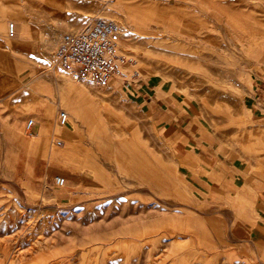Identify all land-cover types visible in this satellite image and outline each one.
<instances>
[{
    "label": "rangeland",
    "instance_id": "obj_1",
    "mask_svg": "<svg viewBox=\"0 0 264 264\" xmlns=\"http://www.w3.org/2000/svg\"><path fill=\"white\" fill-rule=\"evenodd\" d=\"M53 1L55 8L69 10V0ZM100 2L94 17L120 29L118 55L135 80L129 89L121 80L97 86L76 82L66 71L53 72L61 37L68 33L34 37L23 25L25 40L18 33L11 38L8 26L17 27L18 9L29 0H0V115L10 112L15 122L33 111V104L22 106L19 98L34 88L36 111L45 117L25 118L21 139H5L0 128V152L5 151L0 187L9 201L0 218V264H240L244 255L253 259L252 247L237 250L240 213L196 196L183 165L184 150L173 159L174 145L161 139L168 135L152 121L146 104L163 102L166 109L176 104L186 116L192 112L188 120H195L182 128V137L185 131L205 133L215 151H236L238 145L243 150L245 141L251 146L252 136L246 134L251 117L243 104L254 96L253 72L251 65L248 72L240 68L248 55L242 43L232 41L235 29H230L228 49L221 51V44L195 29L188 0ZM252 8L246 5L250 13ZM256 9L264 12L263 6ZM261 25L264 30L263 19ZM83 84L102 94L93 95ZM100 99L115 129L103 121ZM61 111L72 114L65 127L57 124ZM30 120L37 124L31 133ZM58 141L63 145L57 147ZM17 163H30L34 171L17 172ZM56 177L70 187L58 189ZM81 181L93 187L94 195L73 202Z\"/></svg>",
    "mask_w": 264,
    "mask_h": 264
},
{
    "label": "crops",
    "instance_id": "obj_2",
    "mask_svg": "<svg viewBox=\"0 0 264 264\" xmlns=\"http://www.w3.org/2000/svg\"><path fill=\"white\" fill-rule=\"evenodd\" d=\"M53 2L29 0L27 5L19 7L20 21L16 27V35L19 34L20 39H24L21 35L23 25H27L34 37L44 33L55 36L61 31L77 34L95 18L94 13L100 10L101 3L100 0H69V10L65 11L55 8ZM188 5L190 19L195 29L202 30L212 42L221 44V51L228 49L230 35L234 36V31L231 30L230 33L232 28L235 29L237 36L232 41L243 44L242 52L247 53L248 61L242 63L240 68L248 72L247 68L251 65L253 72L254 96L250 103L243 104L251 117V133L246 134H251L252 145L249 146V142L245 141L243 148H247L243 150L238 145L236 151L223 147H220L219 151L216 148L215 151V146L209 143V138L204 136L205 133L195 135L191 131H185V136L182 137V128H187L195 120L194 118L193 121L188 120L192 112L186 116V112L181 113L175 103L174 108L166 109L163 102H146L148 106L151 105V108H146L151 109L149 110L152 121L168 135L161 139L174 145L173 159L177 160L182 155L181 149L184 150L183 165L191 184L195 187L196 196L207 204L227 206L240 213L235 232L242 240L237 244V250L246 252L252 247L254 253L253 259L244 255L240 264H264V30L261 25L262 19L264 22V12L256 9L264 7V0H188ZM246 5H252L251 13L249 10L246 11ZM208 50L211 51L212 47ZM207 58L211 59L210 55H206L205 59ZM33 89H27L19 98L23 102L22 106L26 101V106L33 104V111H27L21 117L18 115L15 122L10 112H1L0 124H3L0 128L2 127V136L5 139L13 136L21 139L20 128H23L25 118H45L40 117V113L36 111L37 96L33 98L32 92L35 93ZM148 98L149 96H146V100ZM145 106L142 104L143 108ZM13 123H16V126ZM245 138L244 140H249V135ZM1 142L4 148V143ZM0 155L2 156L0 170L5 171L3 163L5 151L2 150ZM16 155L20 156L21 151L18 150ZM33 167L30 163L28 165L17 163L16 171L30 172L34 171ZM66 186L70 187L67 183L64 187H57L65 189ZM92 188L91 185L86 186L84 181L79 182L77 190L72 193L73 202L81 203L85 199H90L94 195L93 191H90ZM69 191L67 189V192ZM4 195L5 191L0 187V218L5 212V204L9 202ZM62 199L63 197H60L61 201ZM2 218L4 219V216ZM0 235L4 233L0 231ZM245 237L247 239H244Z\"/></svg>",
    "mask_w": 264,
    "mask_h": 264
},
{
    "label": "built area",
    "instance_id": "obj_3",
    "mask_svg": "<svg viewBox=\"0 0 264 264\" xmlns=\"http://www.w3.org/2000/svg\"><path fill=\"white\" fill-rule=\"evenodd\" d=\"M10 37L16 36V26H8ZM120 29L112 21L94 18L82 31L77 34H65L61 37L60 45L51 67L53 72H70L76 82L84 81L88 84L103 86L114 80H121L126 88H130L135 80L125 70L126 60L118 55ZM69 123V116L61 111L57 124L65 127ZM33 120L27 123V132L35 128ZM58 141L56 146H62ZM55 185L64 187L66 180L56 177Z\"/></svg>",
    "mask_w": 264,
    "mask_h": 264
},
{
    "label": "bare ground",
    "instance_id": "obj_4",
    "mask_svg": "<svg viewBox=\"0 0 264 264\" xmlns=\"http://www.w3.org/2000/svg\"><path fill=\"white\" fill-rule=\"evenodd\" d=\"M246 30H247V28H246ZM250 30V29H249ZM251 31V30H250ZM1 32V31H0ZM3 32V31H2ZM8 34H9V32H8ZM10 36V35H9ZM11 38H14V37H11ZM264 39V38H263ZM263 39H262V41H263ZM264 47V46H263ZM184 59H186V60H190V61H192L193 59L192 58H190V57H183ZM193 61H195V60H193ZM196 62V61H195ZM202 63V62H201ZM69 74H71L70 72H68ZM83 85H85V86H88V90H89V92L90 93H92L93 95H100V94H102V92L100 91V90H98V88H95V87H93V86H89V85H87V84H83ZM99 101V110H100V112H101V114H102V117H103V121L107 124V126H109L111 129L113 128V129H115L114 128V125H113V120H112V118H111V116H110V112H109V108L107 107V106H105V104H103V100L102 99H100V100H98ZM68 116H70L71 118H72V114L68 111ZM45 128L48 130L49 129V125L47 124L46 126H45Z\"/></svg>",
    "mask_w": 264,
    "mask_h": 264
}]
</instances>
